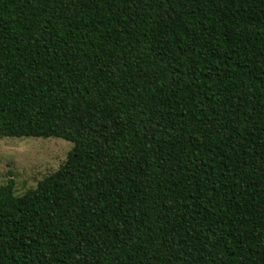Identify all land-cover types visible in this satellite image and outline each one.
<instances>
[{"label": "trees", "instance_id": "1", "mask_svg": "<svg viewBox=\"0 0 264 264\" xmlns=\"http://www.w3.org/2000/svg\"><path fill=\"white\" fill-rule=\"evenodd\" d=\"M3 137L0 264H264V0H0Z\"/></svg>", "mask_w": 264, "mask_h": 264}, {"label": "rangeland", "instance_id": "2", "mask_svg": "<svg viewBox=\"0 0 264 264\" xmlns=\"http://www.w3.org/2000/svg\"><path fill=\"white\" fill-rule=\"evenodd\" d=\"M73 144L49 138H0V185L15 182V194L36 188L39 181L56 171Z\"/></svg>", "mask_w": 264, "mask_h": 264}]
</instances>
